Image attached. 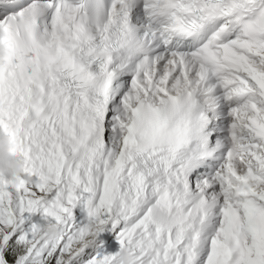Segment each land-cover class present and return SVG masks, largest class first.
Returning <instances> with one entry per match:
<instances>
[{
	"label": "snow or ice",
	"instance_id": "1",
	"mask_svg": "<svg viewBox=\"0 0 264 264\" xmlns=\"http://www.w3.org/2000/svg\"><path fill=\"white\" fill-rule=\"evenodd\" d=\"M0 264H264V0H0Z\"/></svg>",
	"mask_w": 264,
	"mask_h": 264
},
{
	"label": "clouds",
	"instance_id": "2",
	"mask_svg": "<svg viewBox=\"0 0 264 264\" xmlns=\"http://www.w3.org/2000/svg\"><path fill=\"white\" fill-rule=\"evenodd\" d=\"M17 170H19V165H17Z\"/></svg>",
	"mask_w": 264,
	"mask_h": 264
}]
</instances>
